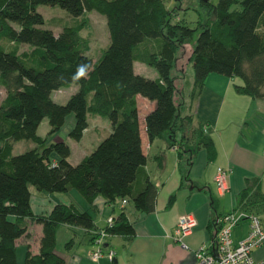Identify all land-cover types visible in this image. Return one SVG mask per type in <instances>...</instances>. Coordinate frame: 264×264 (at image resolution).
<instances>
[{"label": "trees", "instance_id": "16d2710c", "mask_svg": "<svg viewBox=\"0 0 264 264\" xmlns=\"http://www.w3.org/2000/svg\"><path fill=\"white\" fill-rule=\"evenodd\" d=\"M39 5L57 6L76 20L54 33L42 27ZM199 6L194 9L197 25L188 27L173 21L174 10L163 0H0V264H17L16 243L30 238L29 221L41 225V234L37 253L25 244L24 264H64L55 250L60 226L83 229L91 245L101 230L90 232L91 214L73 203L58 202L47 214L36 215L30 186L46 193L75 190L90 208L97 198L119 205L112 224L103 228L106 237L134 235L123 210L126 204L140 213L154 211L158 188L145 168L136 96L153 102L143 116L146 140L163 138L177 149L181 183L189 180L199 149L205 150L208 161L216 155L212 138L195 120L193 109L188 112L206 77L214 73L238 78L242 83L234 85L237 94L264 99V0H201ZM92 10L105 17L108 33L96 60L87 55L88 41L80 35L85 23L81 16ZM188 41L193 81L186 103L176 84L183 69L175 68L177 53ZM134 62L153 67L156 76L136 74ZM81 65L83 76L78 75ZM70 84L78 87L65 103L51 99L53 91ZM186 104L187 113H182ZM69 114L74 124L68 135L75 141L88 127V114L105 116L110 124L107 136L77 164L67 161L70 149L62 140L41 151L12 154L16 141L44 142L36 134L43 118H48V134H54ZM52 153L58 158L50 159ZM157 161L161 166L160 157ZM259 184L258 178L246 179L233 210L264 212ZM209 227L216 232L215 220Z\"/></svg>", "mask_w": 264, "mask_h": 264}, {"label": "crops", "instance_id": "0c3cea01", "mask_svg": "<svg viewBox=\"0 0 264 264\" xmlns=\"http://www.w3.org/2000/svg\"><path fill=\"white\" fill-rule=\"evenodd\" d=\"M182 67L183 64L181 69ZM241 83L238 78L214 73L206 77L194 102L193 115L212 138L216 155L212 161H208L205 150L199 149L189 170V180L185 183H181L177 170V149H168L163 138H155L148 143L144 128L140 129L142 147L147 154L145 168L151 182L158 188L155 209L144 214L126 204L123 210L133 225L134 235H114L104 239L102 251L113 250L115 255L112 260L105 256H101L97 261H92L89 257H79L80 264H196V258L191 251L202 245H210L212 234L215 233L214 229L210 231V223L221 214L233 210L245 180L258 178L259 191L264 195V99L237 94L234 85ZM180 89L182 88L178 87V90ZM142 100L146 101L147 108L151 110L153 102L136 96L137 105ZM159 157L161 166L157 161ZM217 167L228 171V191L224 195L218 194L213 180ZM30 192L32 195L31 190ZM70 192L72 191L68 193ZM65 196L55 197L54 202L48 206H45L43 200V203L35 202V206L42 205L41 209L32 210L36 215H45L58 202L72 203V200H67ZM171 197L172 201L169 202ZM94 205V208H90L86 203L80 208L90 214L92 211L101 212V221L93 218L91 214L94 226L90 232L104 228L106 219L120 211L119 205L117 207L105 204L102 198H97ZM75 206L77 207L76 204ZM185 213H190L196 224L192 232L182 238L181 241L187 247L183 249L174 239L173 230L178 217ZM259 216L264 219V212ZM64 227L68 232L82 234V240L87 243L84 250L86 254L92 250L91 242L88 241L91 236L84 234L83 229L65 225ZM37 229L39 240L41 227L38 224ZM248 229L247 220L240 222L232 230L233 242L243 239ZM25 244L26 242L16 243V248L20 245L26 250ZM71 245L73 244L66 246V249L72 247ZM30 250L33 254L37 253L38 242L36 247L30 246ZM251 254L255 260L264 263V244L254 248Z\"/></svg>", "mask_w": 264, "mask_h": 264}, {"label": "rangeland", "instance_id": "374dc122", "mask_svg": "<svg viewBox=\"0 0 264 264\" xmlns=\"http://www.w3.org/2000/svg\"><path fill=\"white\" fill-rule=\"evenodd\" d=\"M163 1H164L165 6L169 10H174L173 21L177 20L188 27H195L197 25L199 15L196 10L199 9L200 7L199 3L201 0H163ZM209 1L212 4H215L218 0H209ZM233 8L234 6L231 7V9ZM36 10L44 18L45 23L42 27L51 29L54 33L60 31L61 28L64 26L72 25L74 20H76L74 17L68 15L66 11H64L63 9L57 6L39 5L36 7ZM81 20H84L85 23H84L83 29L80 32V35L84 37L85 39H87L88 41V49L86 53L93 60H96L99 56L101 49H103L108 43V33H107V28H106L105 17L101 15L100 13H98L97 11L92 10L90 12H85L81 16ZM194 39L195 37H193L192 41H194ZM21 48L26 49L25 46H21ZM191 48H192V42L188 41L184 44L182 49H179L177 53L178 59L176 60V68H175V70L179 72L181 65L183 64L182 79L180 78L181 79L180 81L177 80L176 84H177V87L182 88L180 90H182V96H183V99L185 100L184 102L186 103L189 101L188 95H189L190 88H191L192 81H193L192 65L191 63H188V61L186 60V58L188 57L191 51ZM133 70L136 74H139L145 77L154 78L156 76L155 69L144 63L134 62ZM77 87L78 86L76 84H70L68 87L53 91L50 95L51 99L58 104H63L67 101L69 96L73 92H75ZM3 94H4L3 90L0 88V100ZM190 103L191 105H193L192 102ZM138 106H139V116H140V124H141L140 129L143 130V115H145V113L149 110L147 108L148 104L146 105V101L142 100V102H139ZM186 109H187V104L183 108L182 113L183 112L187 113ZM192 109L193 108L189 106L188 112H191ZM73 124H74L73 114H69L65 118L63 126L56 133L48 134V131H49L48 118L45 117L42 119V121L40 122L36 130V134L40 136L41 138H43L44 142L38 145L32 142L31 140L16 141L13 143L12 154L17 155L28 149H33V148H36L39 151H41L49 143L55 142L56 140H62L68 145L70 149V154L67 157V161L70 164H77L85 155H88L97 146V144L104 137H106L107 134L110 132V124L105 116L88 114L87 116L88 127L83 132L81 139L79 141H75L72 138H70L68 135L69 131L73 127ZM166 147L168 149H171L168 146ZM49 158L57 159L58 156L55 153H52L49 156ZM30 190L32 191L30 203L34 211L41 209V206H42V205L35 206V202L43 203L44 201L45 206H48L54 202L55 197L61 198L63 196L64 198V196L66 195V193H46L43 191H38L32 186H30ZM67 194L68 196H65L67 200H72V203L76 204L79 210H81L80 209L81 207L86 205L83 198L75 190H72V192L70 193L67 192ZM128 205L130 206V204ZM91 214L93 218H97L98 220L101 221V212L92 211ZM185 214H189V213H185ZM252 214H255V213H252ZM260 218L262 219V217ZM216 222H217V218L215 219V225H216ZM38 225L41 227L40 224ZM28 230L30 231V238L27 240H24L21 238L20 240H17V243L24 244L25 242L26 243L28 242L29 246L36 247L37 242H38L37 223L29 221ZM101 230H103V228ZM40 234H41V231H40ZM69 241L73 245H71L72 247H70L69 249H66L69 245L68 243ZM66 243L68 244L66 245ZM86 246H87V243H85L82 240V234L80 232H76L74 234V233L68 232V230L64 226H60L58 228L56 232L55 250L60 256L61 254H63L61 257L64 260V264L65 263L68 264L69 262H70L69 264H80V260H78L79 257L83 259H86L87 257H89V252L87 253L88 254L87 255L84 251L85 248H87ZM24 252H25L24 246L19 245L16 248L17 264H24L23 263Z\"/></svg>", "mask_w": 264, "mask_h": 264}, {"label": "built area", "instance_id": "2783aa9c", "mask_svg": "<svg viewBox=\"0 0 264 264\" xmlns=\"http://www.w3.org/2000/svg\"><path fill=\"white\" fill-rule=\"evenodd\" d=\"M226 169L217 167L213 176L216 190L219 195H224L228 191ZM125 204V200L121 201ZM246 219L248 221V232L243 239L236 243L232 240V230ZM113 222L110 216L106 224L111 225ZM196 222L194 217L189 214H182L178 217L173 237L176 242L183 248H187L181 241L183 237L190 234ZM106 234L100 230L93 240V248L89 252V258L97 261L102 255L109 260L114 258V251H102V245ZM264 244V219L259 215L247 214L244 211L231 210L223 213L217 218L215 237L209 246L202 245L197 250L191 251L196 258V264H264L252 257V250Z\"/></svg>", "mask_w": 264, "mask_h": 264}, {"label": "clouds", "instance_id": "9594fccd", "mask_svg": "<svg viewBox=\"0 0 264 264\" xmlns=\"http://www.w3.org/2000/svg\"><path fill=\"white\" fill-rule=\"evenodd\" d=\"M78 75H80V76H83L84 75L83 65L78 66Z\"/></svg>", "mask_w": 264, "mask_h": 264}, {"label": "water", "instance_id": "95a60500", "mask_svg": "<svg viewBox=\"0 0 264 264\" xmlns=\"http://www.w3.org/2000/svg\"><path fill=\"white\" fill-rule=\"evenodd\" d=\"M190 188H192V187H190Z\"/></svg>", "mask_w": 264, "mask_h": 264}]
</instances>
